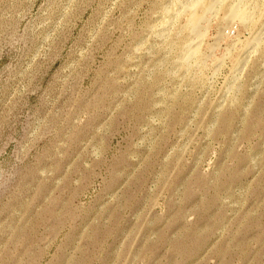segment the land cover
I'll use <instances>...</instances> for the list:
<instances>
[{"label": "rangeland", "instance_id": "rangeland-1", "mask_svg": "<svg viewBox=\"0 0 264 264\" xmlns=\"http://www.w3.org/2000/svg\"><path fill=\"white\" fill-rule=\"evenodd\" d=\"M252 1L0 0V264H264Z\"/></svg>", "mask_w": 264, "mask_h": 264}, {"label": "bare ground", "instance_id": "bare-ground-1", "mask_svg": "<svg viewBox=\"0 0 264 264\" xmlns=\"http://www.w3.org/2000/svg\"><path fill=\"white\" fill-rule=\"evenodd\" d=\"M229 1L230 0H192V5L189 6L187 9L189 13V15L187 16V28H188L189 34L193 38L192 40L193 42L189 46L186 47L187 49L185 48L187 50V53L185 55L186 59L196 56L200 51L199 46L201 44L199 45V43H202V42H199V39L201 38L200 41H202V36L204 39V32L202 33V30L204 29L202 27H204L203 24H205L206 20L208 19L207 18L209 16L208 13H212V10H214L216 6H221V5L227 6ZM235 1H237V3L235 2L236 4L234 3V5H228L229 12H228L227 23L229 22L232 23L238 20L244 24L243 27L253 23L255 18L258 17L256 16L258 9H257V5H255L257 2L255 1V4H252L254 2L253 1L251 2V0H235ZM242 23L241 25H243ZM251 46H252V43H251ZM251 46L250 47L248 46L249 50L251 49ZM244 52L246 54L248 53V51L247 52L244 51ZM249 52L251 53V51Z\"/></svg>", "mask_w": 264, "mask_h": 264}]
</instances>
